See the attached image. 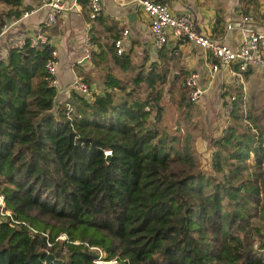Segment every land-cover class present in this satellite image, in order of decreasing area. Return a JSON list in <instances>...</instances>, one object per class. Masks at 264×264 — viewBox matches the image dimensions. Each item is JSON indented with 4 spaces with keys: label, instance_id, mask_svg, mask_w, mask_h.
Returning a JSON list of instances; mask_svg holds the SVG:
<instances>
[{
    "label": "trees",
    "instance_id": "trees-1",
    "mask_svg": "<svg viewBox=\"0 0 264 264\" xmlns=\"http://www.w3.org/2000/svg\"><path fill=\"white\" fill-rule=\"evenodd\" d=\"M0 3L1 32L24 9ZM51 51L26 43L0 59V193L26 223L0 216V264H97L92 246L112 264H264V110L235 93L203 165L194 125L177 124L182 137L159 127L168 81L179 120L189 115L187 73L173 78L167 61L144 72L114 49L129 79L108 69L102 93L57 102Z\"/></svg>",
    "mask_w": 264,
    "mask_h": 264
},
{
    "label": "crops",
    "instance_id": "crops-1",
    "mask_svg": "<svg viewBox=\"0 0 264 264\" xmlns=\"http://www.w3.org/2000/svg\"><path fill=\"white\" fill-rule=\"evenodd\" d=\"M66 1L72 8L62 13L56 23L46 29L50 45L57 51L56 77L61 87L57 92V102L68 99L71 83L76 77L82 78L81 72H86L93 78L91 93L96 94L102 93L104 89L103 77L108 69L118 77L130 78L115 63L112 51L113 40L120 37L123 30H128L123 53L130 56L133 65H143L144 72L152 63L159 65L167 61L173 78L178 73H198L199 85L204 93L192 104H199V108L214 112L217 116L221 114L222 129L229 123L227 108L235 93L240 96L245 110H264V66H250L241 75L235 73L236 64L213 72L210 68L213 61L210 53L190 42L170 37L162 48H157L148 17L131 0H101L100 14L93 20L89 18L84 0ZM156 1L166 3L176 16H190L196 32L210 36L232 49L241 45L247 36L246 30L264 32V0ZM21 8L24 10L20 17L6 20L4 31L0 34V59L6 56L7 50L17 41L33 37L37 33L48 10L47 7H39L37 0H22ZM0 10H8V7L0 3ZM25 11L29 15L23 17ZM243 16L250 17V20L243 23ZM88 43L90 51L97 54L95 60L98 66L92 62L91 55L90 58H85ZM180 85L184 86V80ZM177 96L176 89H171L168 81L164 86L162 101H171L177 109ZM196 133L198 139L200 132Z\"/></svg>",
    "mask_w": 264,
    "mask_h": 264
},
{
    "label": "built area",
    "instance_id": "built-area-1",
    "mask_svg": "<svg viewBox=\"0 0 264 264\" xmlns=\"http://www.w3.org/2000/svg\"><path fill=\"white\" fill-rule=\"evenodd\" d=\"M39 7H47V14L44 22L40 25L37 33L30 38L21 39L15 43L13 47H22L28 43L29 47L35 48L43 44H50V39L46 33V29L54 25L57 18L67 10L72 8L66 0H37ZM89 10V18L96 19L101 11V0H84ZM138 6L149 19V28L157 48H162L170 37L174 39L184 40L192 43L210 53L213 58L210 68L213 72L220 68H228L232 64H236V74L241 75L250 66H264V32H254L246 30L247 36L237 49H232L224 44L217 42L210 36L198 33L193 28V22L190 16H176L172 13L170 7L166 3L156 0H131ZM29 12H24L23 17L28 16ZM250 17L243 16L242 21L246 23ZM5 26V25H4ZM4 31L2 28L0 34ZM128 30H123L122 35L113 40V47L117 54H121L124 50L125 36ZM87 42H89L87 40ZM91 51L89 43L85 48V58H90ZM48 73L52 76L50 84L56 88L57 92L61 90L60 83L56 77L57 69V51L52 49L50 56L45 64ZM184 86L188 89V98L192 103L197 102L204 90L199 85V75L197 72H190L184 79ZM72 91H75L83 96H89L91 91L86 82L81 77H76L70 86ZM233 99V97H231ZM229 111V107L227 108ZM0 216L4 220L10 222L11 225H26L24 221L15 219L12 212L5 208V200L3 194L0 193ZM30 228V227H29ZM33 232L36 230L30 228ZM64 234L58 236V239H63ZM47 245L51 243L47 241ZM97 252V264H112L115 261H105L104 251L99 247H90Z\"/></svg>",
    "mask_w": 264,
    "mask_h": 264
},
{
    "label": "rangeland",
    "instance_id": "rangeland-1",
    "mask_svg": "<svg viewBox=\"0 0 264 264\" xmlns=\"http://www.w3.org/2000/svg\"><path fill=\"white\" fill-rule=\"evenodd\" d=\"M163 103L164 111L159 127H165L164 129H166L169 133H176L179 137H182L184 131H182V129L177 130L176 125H194L196 132H200V136L197 139V147L199 152V161L204 165L206 159L203 157H206L207 153H205L207 149V144L205 142H207L210 137H215L218 133H220V130L223 127L222 115L219 114L217 116L214 112L201 109L198 106L199 104H191L189 115L186 116L187 118L179 120V111L175 108L174 104L171 101H165ZM177 120L181 123H177ZM255 222L256 224L261 225L259 220H255Z\"/></svg>",
    "mask_w": 264,
    "mask_h": 264
},
{
    "label": "water",
    "instance_id": "water-1",
    "mask_svg": "<svg viewBox=\"0 0 264 264\" xmlns=\"http://www.w3.org/2000/svg\"><path fill=\"white\" fill-rule=\"evenodd\" d=\"M50 262H56V263H61V264L63 263L62 260L55 259L52 254H48L45 259V264H49Z\"/></svg>",
    "mask_w": 264,
    "mask_h": 264
}]
</instances>
